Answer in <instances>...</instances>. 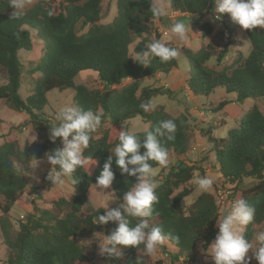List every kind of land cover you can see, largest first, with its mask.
Segmentation results:
<instances>
[{"label": "trees", "instance_id": "obj_1", "mask_svg": "<svg viewBox=\"0 0 264 264\" xmlns=\"http://www.w3.org/2000/svg\"><path fill=\"white\" fill-rule=\"evenodd\" d=\"M169 2L174 11L194 16H203L214 6V0ZM102 3L103 0H62L57 13L43 3H37L17 16L13 0H0V66L6 69L8 76L7 83L0 86V99H5L14 110L25 112L28 123L37 133L35 141L23 148L13 142L0 146V234L7 247L5 264H83L89 261L85 247L78 240L101 230V225L94 222L104 211L91 207L88 191L96 183L106 158L113 155L115 179L111 188L115 189L118 203L136 182L135 176L121 175L111 153L119 142L121 122L140 117L150 124L151 130L160 121L172 119L177 125L174 139L163 138L162 144L168 154L184 156L187 153L188 114L174 117L163 106L149 112L140 107L141 103L152 101L154 97L173 95L172 90L163 86L142 87V78L157 73L169 74L178 66L177 57L166 63L152 57L147 67L135 60L142 51H150L148 46L153 40L161 39L159 33L153 36L152 32L154 20L161 18L152 13L154 0H117V15L109 24L101 23ZM218 15L220 19L216 20L222 26L242 27L231 19L230 14ZM200 29L207 36L214 26L205 22ZM244 31L250 52L245 55L236 51L235 58L227 66L208 65L214 56L221 63L229 52L227 47L221 51L212 45L202 46L197 51L183 48L190 67L186 82L195 95L210 96L215 90L222 89L227 95H235L238 102L264 98V28L257 26L252 31ZM34 34L42 40L44 54L27 73L39 72L41 77L24 99L19 92L24 70L18 51L32 49ZM135 41H138L133 49L136 57L130 53ZM82 71L96 72L104 87L90 89L85 84H77L76 78ZM125 79H131V82L119 87ZM54 89H74L76 107L93 112L101 110L102 122L109 120L111 126L98 138L92 135L89 146L84 149L83 156L96 163L89 172L84 166L72 174L76 195L53 201L50 209L35 206L33 212L18 222L17 232H13L10 212L27 188L30 163L46 159V152L61 141V138L55 143L49 140L52 123L44 112L47 94ZM232 102L225 99L214 111L219 112ZM214 130L216 127L209 126L201 132L212 144L219 172L226 182L235 185L233 191L240 193V199L255 208L254 221L245 226L244 232L245 238L250 239L254 226L264 222V113L257 106L252 107L225 137L217 138ZM137 133L142 140L144 131ZM149 163L158 167L156 162ZM199 170L201 168L196 164L169 166L167 175L165 170L162 172L155 190L158 203L154 204V213L147 219L150 226H159L166 236L165 241L175 247L172 264L180 258L194 261L198 242L206 248L218 232L216 225L221 214L215 196L203 192L189 210L186 211L183 205L185 197L192 193L184 186ZM136 222L137 219L131 218L133 225ZM172 236L179 240H173ZM118 247L122 254L114 259V264L121 257L125 259L124 264H163L161 259L147 262L140 254L143 245L138 249Z\"/></svg>", "mask_w": 264, "mask_h": 264}, {"label": "rangeland", "instance_id": "obj_2", "mask_svg": "<svg viewBox=\"0 0 264 264\" xmlns=\"http://www.w3.org/2000/svg\"><path fill=\"white\" fill-rule=\"evenodd\" d=\"M61 2L62 0H23V10H27L37 3H43L47 8H51L54 13H57L60 10ZM154 4L165 7L169 14L160 19L154 20L152 30L153 36H155L156 33H159L162 40H165L169 45H173L178 49V66L169 74L157 73L152 77H143L141 85L142 87L163 86L172 90L173 95L171 97L164 95L152 99V103L156 105L155 109L163 106L166 112L171 116L177 117L182 113H186L189 116L190 128L188 131L189 145L187 153L184 156H179L173 152L169 153V166H181L182 163H186L189 165L196 164L201 168V170L194 172L193 179L184 186L192 190V193L183 200L184 208L186 211L189 210V207L195 202L198 195L203 192H208L218 200L221 219L224 210L230 207L231 202L235 199H240V193L233 191L235 185L226 182L222 177L219 172V166L215 164V153L212 151V144L207 137L202 135L201 130L209 128V126L216 127V130H214L213 133L214 136L217 138L225 137L227 132L237 126L242 117L252 107L257 106L264 113V98L256 101L253 99H247L243 102H238L236 101L235 95H227L222 89L215 90L210 96L195 95L192 90L188 88L186 82L189 77L190 67L187 58L183 53V48L186 47L197 51L202 46L206 47L207 45H212L215 49L221 51L227 47L229 52L221 63L217 62L216 56L210 59L208 65L216 68L217 64H220L221 66L229 65L235 58V52L238 50L247 55L250 52L251 46L242 27H236L235 25L224 27L217 22L215 16V3L211 10L203 16H194L188 13L184 14L179 11H174L171 8L169 0H154ZM102 7L103 18L101 23L109 24L117 15V0H103ZM176 21H183L191 24L192 31H189L187 39L184 41L172 36L167 31ZM205 22H209L214 26L213 31L207 36H204L200 29V25ZM32 41L33 47L31 50L20 49L18 51L24 70L19 92L24 99L31 94L37 80L41 77V73L39 72L27 73L28 70L32 69L38 63L44 54L42 40L34 34ZM137 42L138 41H135L130 47V53L135 57L136 55L133 49ZM7 79L8 76L6 69L0 66V86L7 83ZM130 82L131 79H125L118 86H124ZM76 83L85 84L90 89H102L104 87L98 74L93 71L80 72L76 78ZM74 95V89H65L62 91L54 89L48 92V104L45 106L44 112L47 114L46 116L49 117L52 124L54 123L56 112L66 106L76 107L74 104ZM225 99L233 102L225 106L221 111L215 112L214 108ZM99 112L102 111L99 110ZM28 119V115L25 112L14 110L5 99H0V146L5 142H13L17 147L23 148L25 144L33 142L37 138V133L34 131L33 126L28 123ZM126 122L128 130L135 132H142L145 128L149 129L150 127V124L144 122L140 117ZM110 126L111 124L109 120L103 121L96 132L92 134L93 137H100L102 132ZM120 130L118 132H120ZM59 147H62L61 141L55 144L51 151ZM89 162H91V159H89ZM94 167L95 164L90 165V167L88 164H85V169L88 172ZM50 168L51 165L47 161V158L43 160H34L30 163L29 173L26 175L28 182L27 188L21 194L10 212L13 232H17L19 228L18 222L24 219L30 212H33L35 206H38L42 210L50 209L53 201H56L59 198L70 199L76 195L77 191L75 189L72 175L64 177L63 184L53 185L51 181L45 178ZM163 171L164 169L160 170L156 178L157 180L161 178ZM205 176L211 178L213 184L207 191H202L197 186L196 179ZM182 188L183 187L180 189ZM88 199L94 210H97L106 202L109 208H115L119 204L114 192H112V188L102 190L101 188H97L95 184H93L88 191ZM100 209L105 213L104 208ZM83 211H86V207ZM100 225L101 230L99 232L78 240V242L85 247L89 258V261L83 264H114L116 256L110 258L101 256L99 254L98 246L100 239H103V235L106 236L110 234L117 225L114 222ZM254 228V232L248 240L255 246V237L259 232L264 231V222L260 225H255ZM244 232L245 227L243 229V235ZM203 249L204 247L202 243L198 242L196 246V259L194 261H186L184 258H180L174 264H214L211 257L206 256L203 253ZM175 252V247L165 241L151 256L145 255L142 250L140 251V254L145 256L146 261L149 263H154L161 259L163 264H172V255L175 254ZM6 254L7 247L4 245L3 237L0 234V264H5L7 257ZM248 256L252 257L251 250H249ZM124 260V257H121V260L118 261L117 264H124ZM250 262L252 264H259L254 257H252Z\"/></svg>", "mask_w": 264, "mask_h": 264}, {"label": "clouds", "instance_id": "obj_3", "mask_svg": "<svg viewBox=\"0 0 264 264\" xmlns=\"http://www.w3.org/2000/svg\"><path fill=\"white\" fill-rule=\"evenodd\" d=\"M215 11L218 14L228 13L231 19L242 26L243 29L252 31L257 26L264 28V0H214ZM16 15H23V0H13ZM155 17H164L169 13L160 5H152ZM216 19H220L219 15ZM172 36L181 41L187 39L191 24L176 21L167 30ZM150 51H142L135 60L150 66L151 58L158 57L166 63L179 55L176 47L170 46L165 40L155 39L148 46ZM144 112L154 110L156 105L151 100L141 103ZM103 113L83 110L79 107L66 106L55 113L54 123L49 127V140L55 143L61 138L62 147L46 152L47 161L51 165L46 179L53 185L64 183V177L71 176L78 168L85 164H95L92 158L83 156V151L89 146L92 134L100 127ZM177 125L172 119L162 120L154 129H144L143 139L132 130H128L126 121L121 122L118 143L111 152L115 157V164L121 175L135 176L136 182L124 192L121 202L115 208H109L107 202L100 208L105 213L95 219L96 224L106 225L114 222L117 227L108 235H103L98 246L99 254L106 258L119 257L122 253L117 246H133L136 249L143 245L145 255L151 256L163 245L166 236L159 226H150L147 218L154 213V204L158 203L156 189L159 181L156 179L160 170L169 168V154L162 144L163 138L174 139ZM35 141V140H34ZM150 161L159 166L154 168ZM113 155H109L100 175L96 178L97 188L110 189L113 185L115 174L112 170ZM196 184L202 191H207L213 184L209 177H198ZM75 191V190H74ZM115 192V189H112ZM98 208L97 210H99ZM255 208L245 199H235L230 207L225 209L222 218L217 220L218 232L215 238L208 243L202 251L211 257L214 264H250L254 257L259 264H264V231L259 232L256 244L250 242L242 234L245 226L254 221ZM131 218L137 219L134 225ZM171 234H169L170 236ZM178 241L179 237L172 236ZM249 250L252 257L248 256Z\"/></svg>", "mask_w": 264, "mask_h": 264}, {"label": "built area", "instance_id": "obj_4", "mask_svg": "<svg viewBox=\"0 0 264 264\" xmlns=\"http://www.w3.org/2000/svg\"><path fill=\"white\" fill-rule=\"evenodd\" d=\"M215 16L217 17V16H218V14L216 13V14H215Z\"/></svg>", "mask_w": 264, "mask_h": 264}]
</instances>
